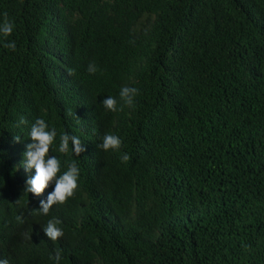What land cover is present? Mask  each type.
I'll return each instance as SVG.
<instances>
[{
	"label": "trees",
	"instance_id": "1",
	"mask_svg": "<svg viewBox=\"0 0 264 264\" xmlns=\"http://www.w3.org/2000/svg\"><path fill=\"white\" fill-rule=\"evenodd\" d=\"M5 12L0 260L54 264L61 249L60 264H264V0H0V23ZM123 86L139 89L134 107L106 110ZM37 118L57 131L61 173L80 169L48 215L31 211L54 183L24 192ZM64 132L86 151L60 153ZM106 133L119 151L97 147ZM54 217L57 241L43 232Z\"/></svg>",
	"mask_w": 264,
	"mask_h": 264
},
{
	"label": "clouds",
	"instance_id": "2",
	"mask_svg": "<svg viewBox=\"0 0 264 264\" xmlns=\"http://www.w3.org/2000/svg\"><path fill=\"white\" fill-rule=\"evenodd\" d=\"M3 15L4 20L3 23H0V34L7 38L12 35L15 25L14 22L8 19L7 12ZM4 46L11 50H15L16 48L15 41L7 42ZM97 71H99V69L95 62L90 63L88 66V72L95 74ZM68 74L70 76L74 75L75 70L68 69ZM138 94V88L123 86L120 89L119 100L114 96H109L102 101V105L106 110L111 112L122 111L124 106L130 108L134 107L135 98ZM121 101L123 104H121ZM68 115H73L71 110H68ZM77 118L80 119L79 117ZM27 123V119L21 116L17 127ZM29 137L31 138V143L26 145V151L23 153V167L28 172H31L34 169L35 174L29 176L26 180L24 192L40 196L50 184L54 183V188L48 194L47 199L41 200L40 207L31 211V214L33 215H48L50 209H52L54 205L64 204L69 198L73 197L75 190L78 187L80 169L78 163L75 160H72L71 162H66L67 168L61 173V161L55 155L50 154V147L54 144L57 138V131L55 128H49L48 123L44 119L37 118L35 122L31 124ZM20 139L21 137L19 135L14 137V141L17 143L20 142ZM122 143L123 141L119 136L106 133L102 137V143L97 145V147L104 151H119ZM58 151L62 154L71 152L75 156H80L86 151V148L79 137L64 132L59 136ZM120 159L122 162L126 163L129 161L130 156L127 153H122ZM16 202L19 203V200ZM16 219L20 223L24 222L22 216H17ZM61 224L62 221L54 217L49 219L46 225L43 226V232L49 240L57 241L59 238L63 237L64 231L62 227H60ZM24 235L31 239L29 234L25 233ZM49 258L54 261V264H60L62 250L56 249L55 253L50 254ZM0 264H9V262L7 259H3L0 260Z\"/></svg>",
	"mask_w": 264,
	"mask_h": 264
}]
</instances>
